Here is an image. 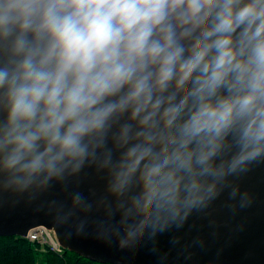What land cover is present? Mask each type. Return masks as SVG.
Wrapping results in <instances>:
<instances>
[{"label":"clouds","instance_id":"obj_1","mask_svg":"<svg viewBox=\"0 0 264 264\" xmlns=\"http://www.w3.org/2000/svg\"><path fill=\"white\" fill-rule=\"evenodd\" d=\"M264 163V0H0V187L121 248L180 228ZM57 201H52L56 205Z\"/></svg>","mask_w":264,"mask_h":264},{"label":"water","instance_id":"obj_2","mask_svg":"<svg viewBox=\"0 0 264 264\" xmlns=\"http://www.w3.org/2000/svg\"><path fill=\"white\" fill-rule=\"evenodd\" d=\"M78 182L67 191L56 184L49 191L32 199L0 187V237L26 238L30 230L43 226L55 233L64 250L100 264H264V163L255 165L234 184L240 196L231 198L225 190L203 212H194L180 228L157 234H147L134 247L121 248L102 238L92 220L103 213L80 211V219H88L82 231L77 230L75 218L62 222L59 202L71 204L70 194L80 192L93 199L104 181L95 169H87ZM52 201H57L56 205Z\"/></svg>","mask_w":264,"mask_h":264},{"label":"trees","instance_id":"obj_3","mask_svg":"<svg viewBox=\"0 0 264 264\" xmlns=\"http://www.w3.org/2000/svg\"><path fill=\"white\" fill-rule=\"evenodd\" d=\"M0 264H100L64 250L57 253L20 237H0Z\"/></svg>","mask_w":264,"mask_h":264},{"label":"built area","instance_id":"obj_4","mask_svg":"<svg viewBox=\"0 0 264 264\" xmlns=\"http://www.w3.org/2000/svg\"><path fill=\"white\" fill-rule=\"evenodd\" d=\"M26 239L31 242H36L44 247L50 248L57 253L64 252V249L56 239L55 233L46 227L40 226L30 230Z\"/></svg>","mask_w":264,"mask_h":264},{"label":"rangeland","instance_id":"obj_5","mask_svg":"<svg viewBox=\"0 0 264 264\" xmlns=\"http://www.w3.org/2000/svg\"><path fill=\"white\" fill-rule=\"evenodd\" d=\"M40 246H42V245H40Z\"/></svg>","mask_w":264,"mask_h":264}]
</instances>
